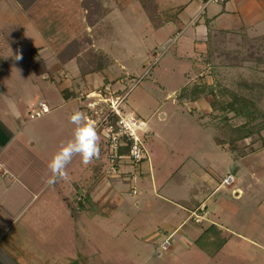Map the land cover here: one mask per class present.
Wrapping results in <instances>:
<instances>
[{"label":"rangeland","instance_id":"374dc122","mask_svg":"<svg viewBox=\"0 0 264 264\" xmlns=\"http://www.w3.org/2000/svg\"><path fill=\"white\" fill-rule=\"evenodd\" d=\"M148 1L153 6V1ZM172 1L174 7L158 12L157 19L171 16V12L185 2ZM88 2L90 9L94 8L96 12L97 2ZM133 3L138 19L143 18V22L137 30L129 33L128 54L120 59L133 71L132 78L125 80L127 87L138 85L137 89H144L160 106L149 121L154 134L146 129L141 132L151 170L139 165L135 180L131 177L134 174H122L121 177L129 178L127 181L118 176L104 175L108 164V137L95 128L99 137L98 156L87 165L79 156L74 157L66 168V175L48 184L46 181L51 176L48 162L59 145L71 138L74 125L69 121V115L74 111L68 107H56L54 102L63 98L56 94L52 96V104H48L49 112L40 116L31 115L34 109H38L36 105L27 107L25 104L19 120L11 112H1L3 119L10 121L15 135L9 140L4 139V146H0V163L7 160L14 168H24L23 183L30 187L23 195V206L24 203L26 206L19 209L21 212L16 214L17 217L14 214L12 223V230H18L20 223L31 222L25 234V245H21L24 253L16 254L15 258L21 264H264V251L255 243L219 227H212L214 233L210 238L203 237L204 249L183 238L182 230L169 236L167 249L160 246L171 229L177 227L187 214L174 211L173 205L168 203L173 197L179 199L190 193L187 185L178 186L171 177L175 168L187 161L183 158L185 155H192L193 159L188 162H194L197 168L196 162L202 164L208 170L206 176L214 175L209 181V190L198 197L207 206L204 209L206 215L219 214L221 221H229L230 229L264 244V234L261 233L264 231V130L236 141L231 152L229 144L219 145L198 124L201 121L199 117H193V113H199L196 104L190 103L186 107L183 101L174 102L173 94L172 98L165 100L170 92L179 93L185 81L186 85L199 82L204 89L214 90V93L224 87L230 92L248 95L264 109V61L257 60L258 56L264 57V47L251 46L249 39L253 37H245L242 33H216L209 37L196 57L193 27L181 32L170 31L168 37L171 38L166 40L164 35L150 45V32L156 30L143 27L150 23L149 16L140 0H133ZM54 4L55 0H52V7ZM213 6H219V3H209L208 8ZM63 12L65 10L61 8H52L53 14L63 15ZM206 12L208 15L209 11ZM99 27L92 29V38ZM90 52L102 54L91 45L88 47ZM103 54L107 56L104 51ZM193 58L197 60L195 66L198 67L193 66ZM127 59L131 61L126 62ZM111 65L116 73L124 72L113 63L107 66L108 70H112ZM197 68L201 75L194 80ZM111 85L112 82H107L102 87L95 107L87 110L88 118L95 122L105 116L111 104L116 105L113 99L118 92L108 90ZM124 90L119 91L120 95ZM25 97L33 99L28 94ZM123 97L121 95L120 100ZM86 99L85 95L81 98L85 104L92 101L91 98ZM84 110L82 106L81 111ZM131 110L123 109L120 114L128 117L134 111ZM221 115L218 111L202 112L200 118L210 123L213 135L217 133L218 137H225L229 125L236 126L242 120L231 117L230 113L229 125H226ZM102 127L103 124L99 128ZM7 169L5 166V178L0 177V180L8 181L11 170ZM226 172L233 176L234 182L218 186ZM151 176L157 186L168 181L167 187L154 191ZM113 182L120 187L114 189L115 193L107 187L113 186ZM133 187L136 194L131 193ZM84 195L89 196L100 214L90 217L86 210L90 207L88 202L84 203V210L79 208L78 199ZM166 203L169 206H165ZM201 225H209V221L204 219Z\"/></svg>","mask_w":264,"mask_h":264},{"label":"crops","instance_id":"0c3cea01","mask_svg":"<svg viewBox=\"0 0 264 264\" xmlns=\"http://www.w3.org/2000/svg\"><path fill=\"white\" fill-rule=\"evenodd\" d=\"M92 1L97 2L96 12L94 8L83 6L82 0H55L53 7L52 0H35L28 8H23L17 0H0V146H4V139L9 140L15 135L10 121L3 119L4 116L1 112L13 113L14 107L19 111L20 116L19 118L13 116L19 120L25 104L27 107L36 105L38 108V102L41 101L48 108V104H52V96L60 94L63 98L54 102L57 104L56 107L78 110L84 114L87 120V110H92L95 107L94 105L99 100L97 96L100 95L102 87H105L107 82H112L111 88L106 87L108 90L112 93L118 92L113 101H118L119 111L134 110L131 111L145 122L146 131H152L154 134L149 121L154 111L160 106L154 103L153 98L144 89H137L138 85L127 87L125 80L132 78L133 71L123 65L120 59L128 54L131 41V38L128 37L129 33L139 28L143 18L138 19L133 0H110L109 4H106V1L102 3L101 0ZM140 1L143 6L144 0ZM152 1L156 8L151 13L153 15L150 16V13L143 7L150 20L148 26L144 24L143 27H148L151 29L150 31L156 30L154 33L150 32V45H153L164 35L167 38L170 31L181 32L193 27L195 36L192 41L196 56L197 52L202 51L206 46L209 37L216 33L238 32L245 33L248 37L264 35V0H223L218 2L219 6L210 8H208L209 3L215 1L185 0L179 8H175L171 12V16L166 15L159 19H157L158 12L174 7L173 1ZM52 8H61L65 12L63 15L53 14ZM207 10L209 11L208 15ZM100 24L101 27L98 26ZM96 27L99 29L97 28L95 37L92 38L90 33ZM164 31L166 32L164 33ZM146 37L148 36L146 35ZM90 45L96 46L97 53L100 51L102 54L88 53ZM103 51L107 54L106 57ZM17 55L22 58L16 59ZM93 57L96 59L94 60ZM193 59V66L198 67L195 66L197 60ZM92 60L95 62L93 66H91ZM130 61L127 59L126 62ZM110 63L118 65L119 70L123 69L124 72L116 73L112 65V70H108L107 66ZM196 72L194 80L201 75L198 68ZM185 83L186 81L183 86H180L179 93L170 92L166 95L165 100L175 95V99H172L174 102L183 101L186 107L190 106V103L196 104L199 113L192 112L193 117L195 119L199 117L201 121L196 120L198 124L214 139L213 127L200 118L202 112H212L208 100L202 95L194 100L180 96L182 91L187 88L195 84H202L195 82L186 85ZM206 83L208 84V82ZM123 90L124 93L121 95L124 97L120 100L119 91ZM26 94L33 96V99L26 98ZM84 95L87 97V101L90 100L89 98L92 101L83 103L81 98ZM82 106L85 107L84 111H81ZM132 112L129 114L133 115ZM209 157H211L210 154ZM183 158L187 161L176 167L171 173V177L178 186L187 185L190 188V193L179 199L173 197L168 203L173 205L174 211H184L187 214L177 227L171 229L168 237L173 232L182 230L180 231L181 236L196 244V239L208 227L214 226L255 243L259 249L264 251V244L257 243L250 237L230 229L229 221H221V215H206L204 209L207 206L199 198L209 190V181H212L213 177L211 176L214 175L212 173L211 176H206L208 170L202 164L196 162L198 168L200 167L199 171L194 162L189 163L188 161L193 159L192 155H185ZM146 160L142 161L140 165L150 171L148 155ZM5 166L8 168L7 170H11V174L9 173L8 181L0 180V264H21L15 256L24 253V248L21 245H25V234L28 233L31 222L20 223L18 230H12V223L15 220L14 214L17 217L16 214H19V211L21 212L26 206L25 203L23 206V195L30 187L23 183L24 168H14L7 160L0 163V177L5 178ZM209 167L211 168L210 164ZM136 172L137 170L131 176L132 180H135ZM227 173L229 172H226L225 175ZM201 174L206 177H202ZM151 180L154 191L167 187L168 181H164V185L157 186L152 176ZM112 185L107 186L112 192L115 191L114 189L120 188L116 182H113ZM131 193H137L135 187L131 188ZM173 193H175L174 190ZM120 196L122 198V195ZM165 206L169 205L166 203ZM257 206L259 208L260 204ZM195 215H200V220L195 219ZM204 219L209 221V225H201ZM261 233L264 234V231Z\"/></svg>","mask_w":264,"mask_h":264},{"label":"trees","instance_id":"16d2710c","mask_svg":"<svg viewBox=\"0 0 264 264\" xmlns=\"http://www.w3.org/2000/svg\"><path fill=\"white\" fill-rule=\"evenodd\" d=\"M17 1L23 8H28L35 0ZM88 1L89 0H83V3L86 7L90 8ZM143 7L150 13V16L153 15L151 13H153V11L155 10V6H151L148 0L143 1ZM243 34L245 37H247L245 33ZM249 40H251V46H256L258 48L264 47V35L253 37ZM253 42H257L258 44ZM251 54L252 53H250L249 55ZM257 60L264 61V57L258 56ZM200 95L204 96L208 100L212 111H218L222 114L220 118L225 121L224 123L226 125H229L227 120L229 119L228 115L230 113L232 114L231 117H237L242 120V122L236 126L229 125L228 132L224 133L226 134L225 137H218L217 133L213 135L215 141L218 144H229V151H233L232 148L234 147L236 141L250 137L255 133L259 134L262 130H264V109L260 108L252 97L235 91L230 92L224 87H222L217 93H214V90L207 91L206 89H204L203 85L198 84H195L190 88H187L185 91H182L180 96H184L194 100ZM228 95L229 97H227ZM120 151L125 153L128 151V147L126 145H122ZM78 200V206L82 210L85 209L84 203H89L90 207L86 208V210L87 212H90V217L100 214V211L96 209L94 203L90 200L88 195H84V197H81ZM212 227L214 226L208 227L195 241V243L202 249H204L202 243L203 237L210 238L211 236H213L214 231H211ZM210 232L212 233L211 235Z\"/></svg>","mask_w":264,"mask_h":264},{"label":"built area","instance_id":"2783aa9c","mask_svg":"<svg viewBox=\"0 0 264 264\" xmlns=\"http://www.w3.org/2000/svg\"><path fill=\"white\" fill-rule=\"evenodd\" d=\"M210 1L221 2L223 0ZM110 107V110L106 112L101 120L98 119L95 122L93 119L87 118L95 128L100 129L108 137V164L104 169V175L121 177L122 174H134L142 161L147 158V152L141 137V132L146 129L145 122L134 115L123 117L118 109V101H116V105L111 104ZM45 112H48V108L40 101L38 102V109H34L31 115L36 117ZM102 124L103 127L99 128ZM122 145L128 147L127 152L123 153L120 151ZM122 178L125 180L129 179L127 177ZM233 182V176L227 173L218 186L231 185ZM133 192L135 193V190ZM194 218L200 220V215H195ZM160 246L164 250L167 249L169 237L164 238Z\"/></svg>","mask_w":264,"mask_h":264},{"label":"clouds","instance_id":"9594fccd","mask_svg":"<svg viewBox=\"0 0 264 264\" xmlns=\"http://www.w3.org/2000/svg\"><path fill=\"white\" fill-rule=\"evenodd\" d=\"M22 57L17 55L16 59ZM13 115L19 118L20 113L13 107ZM69 121L74 125L71 138L62 142L58 150L52 155L48 162V169L51 176L46 183L53 184L57 177L66 175V168L72 159L79 156L82 163L87 165L99 154V137L97 131L89 123L84 114L74 111L69 115Z\"/></svg>","mask_w":264,"mask_h":264}]
</instances>
